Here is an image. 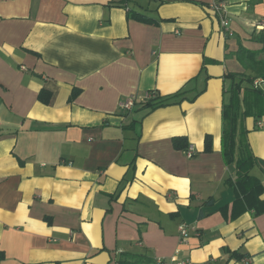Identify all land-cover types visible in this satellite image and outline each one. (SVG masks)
I'll use <instances>...</instances> for the list:
<instances>
[{
  "label": "crops",
  "instance_id": "crops-1",
  "mask_svg": "<svg viewBox=\"0 0 264 264\" xmlns=\"http://www.w3.org/2000/svg\"><path fill=\"white\" fill-rule=\"evenodd\" d=\"M119 1L0 0V264L174 255L264 264V212L232 216L236 194L225 181L235 166L222 151L228 74L246 71L241 45L261 49L253 33L264 0ZM129 9L158 22L129 18ZM187 89L200 93L153 110L142 103ZM131 95L133 109H121ZM243 125L258 158L252 174L264 183V119Z\"/></svg>",
  "mask_w": 264,
  "mask_h": 264
},
{
  "label": "trees",
  "instance_id": "trees-1",
  "mask_svg": "<svg viewBox=\"0 0 264 264\" xmlns=\"http://www.w3.org/2000/svg\"><path fill=\"white\" fill-rule=\"evenodd\" d=\"M126 1L120 0L119 3L125 5ZM127 15L129 18L147 24L158 22L145 11L129 9ZM253 40L262 45L261 49H249L241 45L239 50H237L236 55L246 71L239 74H228L232 80V85L229 101L223 110V156L227 164H234L235 166V177L228 178L225 181L236 194V198L233 201V209L235 210H233V217L245 209H252L257 215L264 212V200L261 198L264 193V183L257 175L252 174V169L258 163V158L251 148L246 136L247 130L243 125L244 119L249 116L255 118V120L264 116V88L263 86L255 85L256 80L264 81V29L258 32L255 31ZM189 91V89L179 90L174 94L165 96L156 94L155 97L143 100L142 103L150 110H153L158 107L179 103L185 99L194 100L200 93L198 92L193 97H189L187 95ZM77 93L78 90H75L71 95V99ZM39 97L44 103H49L51 94L46 89H43ZM135 121H131L125 127L132 128ZM179 138L184 139V137ZM179 147L186 148L184 144H179ZM213 148V136L207 134L205 137V151H212ZM204 203L213 205L216 202L213 197H210ZM205 214L204 210L201 209L199 217H203ZM233 254L241 257L237 252Z\"/></svg>",
  "mask_w": 264,
  "mask_h": 264
},
{
  "label": "built area",
  "instance_id": "built-area-1",
  "mask_svg": "<svg viewBox=\"0 0 264 264\" xmlns=\"http://www.w3.org/2000/svg\"><path fill=\"white\" fill-rule=\"evenodd\" d=\"M214 9L217 12H220L222 7H221L220 4H215L214 5ZM222 22H223L224 26H228V24H229L228 20L226 18H223ZM258 28L259 29H264V23L259 24ZM262 84H264V81H262V80H256L255 81V85H257V86H261ZM147 98H148V96H147ZM136 102H137V97L134 96V95H131L128 98H126L125 100L121 101L119 105H120L121 109L129 111V109L130 110L133 109V107L135 106ZM192 153H193L192 149H190L188 151V155L192 156ZM180 232H181V236H182L183 241H185L187 239V237L189 236L188 229L184 225H182L180 227ZM247 261H249V260H247ZM152 264H195V263L191 262L190 260L180 259V258H178L177 255H174V256H172L169 259H163V260L162 259H156L154 261V263H152Z\"/></svg>",
  "mask_w": 264,
  "mask_h": 264
},
{
  "label": "rangeland",
  "instance_id": "rangeland-1",
  "mask_svg": "<svg viewBox=\"0 0 264 264\" xmlns=\"http://www.w3.org/2000/svg\"><path fill=\"white\" fill-rule=\"evenodd\" d=\"M139 1H141V0H139ZM145 2H147L148 0H144ZM263 86V88H264V84L262 85ZM264 119V116H263V118H262V120Z\"/></svg>",
  "mask_w": 264,
  "mask_h": 264
}]
</instances>
